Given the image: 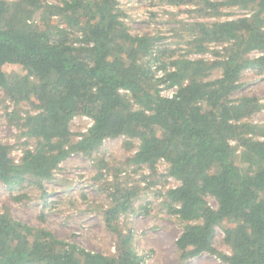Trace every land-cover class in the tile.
I'll return each instance as SVG.
<instances>
[{"label":"trees","instance_id":"16d2710c","mask_svg":"<svg viewBox=\"0 0 264 264\" xmlns=\"http://www.w3.org/2000/svg\"><path fill=\"white\" fill-rule=\"evenodd\" d=\"M163 1L192 4L210 17L234 6L249 13L190 24L198 53L209 51L210 43L226 46L214 51L212 61L182 56L171 67L161 61L159 78L147 62L161 60L169 49L154 55L160 36L132 34L119 0H0V101L6 95L15 102L9 121L21 136L36 141L19 162L11 155L13 146L0 141V185L29 183L44 190V182L73 153L91 156L106 138L126 136L128 148L133 140L140 142L123 162L126 168L155 172L165 159L178 182L164 194L170 212L185 223L176 242L178 264L203 252L228 264H264V125L243 121L263 105L254 96L233 97L245 69L264 67V0ZM10 67L23 74L9 75ZM215 69L222 75L210 79ZM161 82L179 85L178 93L162 96ZM23 101L33 111L23 114ZM77 115L94 121L80 139L70 128ZM233 141L243 148L240 154ZM105 168L115 174L111 204L104 210L117 235L115 253L87 250L0 207V264H145L133 246L134 234L117 221L133 208L140 186L120 182L126 168H110L100 159L99 171ZM103 175L100 171L98 178ZM218 226L229 254L213 244Z\"/></svg>","mask_w":264,"mask_h":264},{"label":"rangeland","instance_id":"374dc122","mask_svg":"<svg viewBox=\"0 0 264 264\" xmlns=\"http://www.w3.org/2000/svg\"><path fill=\"white\" fill-rule=\"evenodd\" d=\"M54 4H62L63 0H45ZM223 1V0H215ZM120 6L126 13L124 19L129 31L134 35L149 34L160 36L154 47L169 49L164 52L161 60L147 62L155 74L163 73L161 61L170 65L178 57L189 59L204 58L212 61L216 59L214 51H223L226 44L210 43L209 51L198 53L191 44L195 35L188 28L198 21L216 22L239 18L249 13V10L238 6L226 7L222 14L210 17L199 14L192 4L172 5L163 0H119ZM194 49V50H193ZM172 50V53L170 52ZM257 55L253 53L252 56ZM150 59L144 57L143 62ZM171 67V65H170ZM11 76L23 74V70L10 67ZM220 69L211 72L210 79L221 77ZM242 86L235 91L233 97L254 96L259 98L263 107L243 121L256 125H264V67H250L243 71ZM160 85V84H159ZM15 102L6 95L0 101V141L13 146L11 155L15 160H21L25 148H34L35 139H28L20 135V129L11 123L8 113L16 109ZM22 113L33 111L27 102H21ZM91 126V120L83 115L73 117L70 123L75 139ZM27 140L26 145L23 144ZM126 136L106 138L102 145L91 156L83 153H73L61 164L52 180L44 182V190L37 185L25 183L9 188L0 185V207L10 209L11 214L19 221L34 227H45L58 238L70 243H76L87 250L113 254L117 251V235L108 227L104 210L111 204L108 192L114 188L111 183L115 180L113 170H100L104 175L98 178L99 161L104 159L110 168H126L123 162L139 147V140L132 141L128 148ZM233 146L240 154L242 147L236 142ZM240 158V156L238 157ZM126 168L121 172L119 181L127 182L130 186H140V191L133 198L132 209L121 213L117 220L125 233L134 234L133 246L137 253L144 256L145 264H178L179 252L177 239L184 230V222L171 213L166 206L164 194L168 188L178 182L168 174V162L162 159L158 162L155 172L147 166ZM108 186L109 188L106 189ZM13 196H22L15 199ZM212 206L217 202L209 199ZM213 244L223 253H231V247L224 242L223 227H216ZM187 264H228L218 255L203 252L192 257Z\"/></svg>","mask_w":264,"mask_h":264},{"label":"built area","instance_id":"2783aa9c","mask_svg":"<svg viewBox=\"0 0 264 264\" xmlns=\"http://www.w3.org/2000/svg\"><path fill=\"white\" fill-rule=\"evenodd\" d=\"M163 75H164V71H163V73H160V75H158V76L156 75V76L159 77V78H161ZM159 87H160V94L162 96L168 97V98L174 97L178 93V91H179V85H171V86H168L166 83H162L161 82L160 85H159ZM85 118H88V119L91 120V126L94 124V121H93L92 118H90L88 116H85ZM19 161L20 160H16V162H19Z\"/></svg>","mask_w":264,"mask_h":264}]
</instances>
